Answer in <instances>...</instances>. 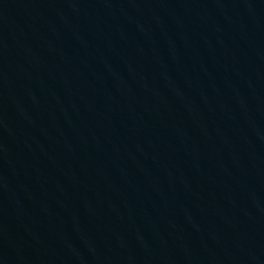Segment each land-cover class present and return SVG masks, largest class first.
<instances>
[{
	"label": "water",
	"instance_id": "95a60500",
	"mask_svg": "<svg viewBox=\"0 0 264 264\" xmlns=\"http://www.w3.org/2000/svg\"><path fill=\"white\" fill-rule=\"evenodd\" d=\"M0 264H264V0H0Z\"/></svg>",
	"mask_w": 264,
	"mask_h": 264
}]
</instances>
